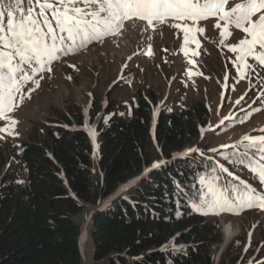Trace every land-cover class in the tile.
<instances>
[{"label": "trees", "instance_id": "obj_1", "mask_svg": "<svg viewBox=\"0 0 264 264\" xmlns=\"http://www.w3.org/2000/svg\"><path fill=\"white\" fill-rule=\"evenodd\" d=\"M105 105L104 114V106H94L88 117L77 105L58 111L43 124V135L36 130L23 142L14 164L4 168L0 159V264H82V222L76 217L86 204L93 206L92 264H214L218 224L194 210L196 189L185 187L181 195L173 181L199 189L200 175L207 178L219 162L231 175L218 171L217 183L228 187L227 196L243 195L244 185L234 177L251 165L234 164L230 156L243 146L217 152L197 148L211 115L203 101L156 116L155 102L143 95L121 113L122 106ZM239 109L214 129L217 134L257 110ZM87 120L99 123L97 152ZM157 161L166 163L145 174ZM130 180L136 183L120 192Z\"/></svg>", "mask_w": 264, "mask_h": 264}, {"label": "rangeland", "instance_id": "obj_2", "mask_svg": "<svg viewBox=\"0 0 264 264\" xmlns=\"http://www.w3.org/2000/svg\"><path fill=\"white\" fill-rule=\"evenodd\" d=\"M234 2L229 0V6ZM215 23V17L199 22L198 27L204 29L195 34L199 43L185 44L184 33L175 29L172 21L155 26H148L146 22H125L122 30L104 36L101 42L53 61L51 71L45 70L34 77L39 87L32 80L23 84V101L17 97L18 107L8 114L16 121L14 127H10L8 119L0 120V159L4 168L15 163L23 142L37 134L36 130L43 135V124L57 118L58 111L77 105L88 117L94 106H104L100 111L102 115L105 104L112 101L122 106L121 113L131 110L140 95L155 102V116L160 111L176 112L203 101L211 115L202 127L197 148L200 146L208 152L213 148L229 149L221 145H233L245 134L264 135L255 131L264 129V104L260 105L264 100V66H257L248 58L255 71L241 79L234 62L236 54L229 46L238 44L243 34L232 28V35L221 43V29H217ZM29 89H34L30 98ZM238 106L257 110L232 130L217 134L214 129L221 120L235 114ZM110 115H106V119ZM86 127L90 135L91 130H95L92 140L97 152L98 120H87ZM5 128L8 130H2ZM240 170L239 180L264 194V185H260L257 175L251 170ZM20 178L25 183L26 173ZM92 211L93 206L86 204L85 210L76 217L82 222V231L87 232L81 245L82 264H92L94 260ZM207 216L218 224L221 238L212 246L214 264H221L222 260L225 264H264V210L256 207Z\"/></svg>", "mask_w": 264, "mask_h": 264}, {"label": "snow or ice", "instance_id": "obj_3", "mask_svg": "<svg viewBox=\"0 0 264 264\" xmlns=\"http://www.w3.org/2000/svg\"><path fill=\"white\" fill-rule=\"evenodd\" d=\"M210 17L216 18L215 27L221 29V43L232 35V28L243 34L238 44L229 46L236 54L234 62L241 79L255 71L248 58L255 65L264 66V0H235L231 6L229 0H0V120L8 119L10 127H14L16 121L8 114L18 107L17 97L23 101L21 89L24 83L32 80L39 87V81L34 77L45 70L51 71L53 61L76 54L91 43L101 42L104 36L122 30L125 22H146L148 26H155L172 21L174 28L184 33L187 44L190 41L199 43L195 34L204 32V29L198 24ZM32 91L34 89H29V98ZM255 131L264 132V129ZM91 135L94 140V129ZM240 146L243 151L230 154L232 162H248L260 185H264V135L245 134L233 145H221L228 148ZM210 151L217 152L218 149ZM187 154L180 153L177 158ZM165 163L153 162L145 169V174ZM218 171L229 173L228 168L219 162L211 165L207 178L200 175L202 187L199 189L195 184L173 183L181 195H186L185 187L196 189L192 195L199 199V204L194 203L193 208L203 215L238 213L253 207L264 210V194L258 188L245 184L243 195L227 196L228 187L217 183L221 180ZM136 180L122 185L119 191L135 184ZM108 203L105 201V206ZM85 218H88L87 214ZM86 236L85 229L81 232V245Z\"/></svg>", "mask_w": 264, "mask_h": 264}, {"label": "bare ground", "instance_id": "obj_4", "mask_svg": "<svg viewBox=\"0 0 264 264\" xmlns=\"http://www.w3.org/2000/svg\"><path fill=\"white\" fill-rule=\"evenodd\" d=\"M230 230V229H229ZM229 235V234H228ZM230 238H231V236H230Z\"/></svg>", "mask_w": 264, "mask_h": 264}]
</instances>
